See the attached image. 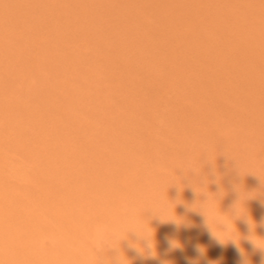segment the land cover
Segmentation results:
<instances>
[{
  "label": "rangeland",
  "instance_id": "374dc122",
  "mask_svg": "<svg viewBox=\"0 0 264 264\" xmlns=\"http://www.w3.org/2000/svg\"><path fill=\"white\" fill-rule=\"evenodd\" d=\"M248 220L264 0H0V264H261Z\"/></svg>",
  "mask_w": 264,
  "mask_h": 264
},
{
  "label": "clouds",
  "instance_id": "9594fccd",
  "mask_svg": "<svg viewBox=\"0 0 264 264\" xmlns=\"http://www.w3.org/2000/svg\"><path fill=\"white\" fill-rule=\"evenodd\" d=\"M248 222V224H249V227H250V234H249V236L247 237V239H248V241L252 244V246L254 247V248H258V249H260V250H262V251H264V247H261V246H259L257 243H256V241L255 240H253L251 237L254 235V233L252 232V224L249 222V220L247 221ZM206 224H207V226H208V228L210 229V231H211V233L221 242V243H223L220 239H219V237H217L216 235H215V233L213 232V230H212V228L209 226V224H208V218H207V220H206ZM218 227L220 228V230L221 231H227L228 230V224L227 223H225V222H223V221H218ZM230 241H232V243L234 244V246L236 247V250H237V253H238V256H239V261H238V264H251V262H250V260L247 258V254L244 252V250L240 247V245H239V243H237L235 240H230ZM145 246L147 247V248H152V242L151 241H149L148 239H145ZM172 246H176L175 245V243L174 242H172ZM198 251H203L202 249H200L199 247H198V249H197ZM188 264H193V262L192 261H189L188 262ZM261 264H264V258H262V260H261Z\"/></svg>",
  "mask_w": 264,
  "mask_h": 264
}]
</instances>
